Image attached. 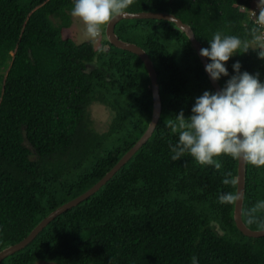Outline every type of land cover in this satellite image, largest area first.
<instances>
[{"label":"trees","instance_id":"trees-1","mask_svg":"<svg viewBox=\"0 0 264 264\" xmlns=\"http://www.w3.org/2000/svg\"><path fill=\"white\" fill-rule=\"evenodd\" d=\"M256 7V0H132L125 12L173 14L204 48L217 32L238 36L250 48L227 62L230 75L239 61L264 81ZM71 8L72 0H0V252L100 182L152 121L143 61L106 36L98 48L66 38ZM116 35L155 65L163 111L153 136L99 192L1 264H191L193 256L199 264H264V237L239 231L236 200L218 202L221 192L237 195L239 160L218 157L219 170L187 154L171 160L177 115L187 118L197 97L215 91L191 41L165 20H123ZM94 104L111 114L103 132L89 116ZM228 172L233 185L222 183ZM246 179L244 222L264 230V209L252 211L264 200V167L247 163Z\"/></svg>","mask_w":264,"mask_h":264},{"label":"clouds","instance_id":"clouds-1","mask_svg":"<svg viewBox=\"0 0 264 264\" xmlns=\"http://www.w3.org/2000/svg\"><path fill=\"white\" fill-rule=\"evenodd\" d=\"M255 22L264 28V0H256ZM132 0H72L71 16L84 25L85 34L92 39L101 35L102 27L117 16L123 15ZM254 34L257 29H254ZM258 56L264 59V43L254 35ZM209 46L200 49V56L207 58L205 71L211 80L229 77L218 91H204L195 99L191 115H178V125L172 124L171 132L178 134L175 144H170L171 160H180L185 154L202 166L221 169L217 159L228 156L243 160L255 168L264 167V81L259 74L241 71L239 61L232 64L230 75L227 62L243 48L250 47L240 37L217 32L208 41ZM230 172L222 183L233 185ZM238 199L231 192H221L218 202L230 204ZM264 209V200L257 201L252 211ZM250 222L252 219L250 218ZM264 228V224L260 225ZM191 264H199L197 257Z\"/></svg>","mask_w":264,"mask_h":264},{"label":"water","instance_id":"water-1","mask_svg":"<svg viewBox=\"0 0 264 264\" xmlns=\"http://www.w3.org/2000/svg\"><path fill=\"white\" fill-rule=\"evenodd\" d=\"M135 19L136 20H146V19L147 20L149 19L165 20V21L174 23L178 29H180L182 32H184L187 35L194 49L197 51L200 57V60L205 68V64L208 62L207 58L200 56V49L204 48L203 45L196 38V35L193 29L191 28V26L184 23L181 19L177 18L173 14L151 13V12H141V13L125 12L123 15L117 16L111 21H109L106 34H107L110 44H112L118 49L128 51L132 54L137 55L143 61L149 73V77L151 80L152 95H153V116H152V121L150 122V125L148 127V130L146 131L144 136L136 143V145L118 162V164L93 188H91L89 191L79 196L78 198L70 201L69 203L61 206L60 208L52 212L23 241L2 250L0 252V264L9 256H12L16 254L17 252H20L21 250L25 249L28 245H30L39 236V234L59 216L77 207L84 201L88 200L90 197L94 196L97 192H99L100 189L103 188L153 136L160 122V119L162 117V111H163V104H162V98H161V93H160V85H159L158 74L155 69V65L144 49H142L141 47L135 44L124 42L116 35V26L121 21L135 20ZM207 75L215 91L220 90L222 88L220 83L218 81L211 80L208 73ZM246 178H247V163L241 159L239 160V166H238V178H237L238 199H236V203H235V214H234L235 222H236V225L239 231L243 233L245 236L249 238H262L264 237V230L250 229L245 224L244 219H243L246 185H247Z\"/></svg>","mask_w":264,"mask_h":264},{"label":"rangeland","instance_id":"rangeland-1","mask_svg":"<svg viewBox=\"0 0 264 264\" xmlns=\"http://www.w3.org/2000/svg\"><path fill=\"white\" fill-rule=\"evenodd\" d=\"M72 18H73L72 20L73 22H72L71 31L65 33L66 38L70 34H73L77 44L81 45L88 41L89 42L93 41L96 44V47L98 48L100 41H103L105 39L104 36H106V30L109 22L102 27L101 35L95 39H92L85 34L83 23L78 18H74V17ZM89 112H90L89 116L92 119L96 129L99 132L105 131L111 121V114L109 113V111L102 105L94 104L90 108ZM39 264H50V263L40 262Z\"/></svg>","mask_w":264,"mask_h":264},{"label":"built area","instance_id":"built-area-1","mask_svg":"<svg viewBox=\"0 0 264 264\" xmlns=\"http://www.w3.org/2000/svg\"><path fill=\"white\" fill-rule=\"evenodd\" d=\"M253 16L256 17V11H254Z\"/></svg>","mask_w":264,"mask_h":264},{"label":"bare ground","instance_id":"bare-ground-1","mask_svg":"<svg viewBox=\"0 0 264 264\" xmlns=\"http://www.w3.org/2000/svg\"><path fill=\"white\" fill-rule=\"evenodd\" d=\"M106 37H107V34H106ZM107 40H108V37H107ZM109 41V40H108Z\"/></svg>","mask_w":264,"mask_h":264}]
</instances>
